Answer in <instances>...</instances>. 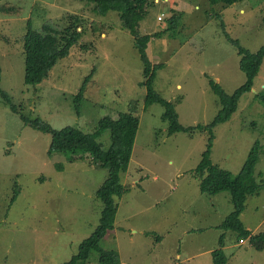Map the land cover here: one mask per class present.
Instances as JSON below:
<instances>
[{
  "label": "rangeland",
  "instance_id": "374dc122",
  "mask_svg": "<svg viewBox=\"0 0 264 264\" xmlns=\"http://www.w3.org/2000/svg\"><path fill=\"white\" fill-rule=\"evenodd\" d=\"M152 2L140 34L167 30L164 38L149 43L151 63L164 66L156 74L154 91L175 106L181 127H208L222 111L211 82L232 96L246 83L239 50L225 31L257 53L264 46V0ZM2 5L22 12L0 11V89L19 107L17 114L0 96V264L69 263L96 232L104 210L98 191L107 168L89 157L50 158L51 135L26 126L21 115L42 118L58 130L70 126L95 133L102 120L128 113L132 102L138 105L140 126L129 168L122 174L126 192L117 199L115 228L100 249L119 254L120 264H215L213 254L222 250L226 235L227 264H264V251L241 244L238 234L222 228L234 209L231 193H203L197 175L210 139L212 161L235 176L259 144L254 177L262 190L248 197L241 220L254 235L264 234V106L258 98L264 91V63L232 120L213 132L169 137L164 108L145 106L143 64L119 13L99 15L95 5L83 0H0ZM179 14L183 16L170 31V19ZM29 22L36 31L46 24L66 28L76 23L83 33L69 58L38 87L26 85ZM91 75L78 115L74 100ZM99 141L109 150L111 132ZM100 259L95 252L80 264H102Z\"/></svg>",
  "mask_w": 264,
  "mask_h": 264
},
{
  "label": "trees",
  "instance_id": "16d2710c",
  "mask_svg": "<svg viewBox=\"0 0 264 264\" xmlns=\"http://www.w3.org/2000/svg\"><path fill=\"white\" fill-rule=\"evenodd\" d=\"M83 1L95 5V12L99 15L107 16L111 12L121 15V23L133 36L134 46L143 64L145 82L141 84V87H145L147 90L145 106L150 107L158 104L164 108L165 113L162 119L169 124V137L179 133L192 134L200 130L213 132L217 125L233 119L234 115L239 111L240 100L246 94L252 92L254 81L258 77L264 63V46L257 53H250L249 50L241 45L239 40L234 39L225 31V37L239 50V55L242 59L240 68L246 75V83L232 96L227 94L221 85L211 82L213 91L220 99L222 105V111L219 116L208 127H181L175 112V106L163 100L153 88L156 74L164 66H154L148 55L149 43L153 39L164 38L167 30L147 35H141L139 32L140 23L145 19V16L149 12L148 8L153 7L154 2L152 0ZM241 1L243 0H211L213 4L223 3L225 5H233ZM0 11L15 15L22 12L20 8L12 5H2L0 6ZM180 16L183 15L179 14V16L176 15L170 19V31L175 28ZM221 26L223 29L225 28L224 24H221ZM29 27V32L24 39L27 57L26 85L38 87L51 79L53 69L60 61L69 58L71 49L82 40L83 33L79 31L80 26L76 23H72L66 28H57L46 24L42 31L33 30L31 22H29ZM92 76L94 75L85 80L81 90L75 97L74 102L78 115L87 86L91 78H94ZM1 79L2 69L0 65V83ZM0 96L10 105L15 113H19V107L13 102L9 94L2 92L0 89ZM258 98L264 106V91L258 95ZM137 107L136 102H132L129 105V112L120 114L117 120L111 117L102 120L99 129L95 133H84L82 130L70 126L58 130L54 129L42 118L32 119L24 114L21 115L26 126L51 135V144L48 151L50 158L55 155H62L71 161H76L81 157H89L88 159H91L92 163L108 170L106 182L98 191L99 198L104 204L101 223L96 232L79 246L78 254L67 264L85 263L95 252L101 254L100 261L102 264H120L119 254L115 252H103L100 249V245L115 228V220L119 208L117 199L122 198L126 192V188L122 183V174L126 173L129 168L140 126ZM108 131L111 132V146L109 150H105L99 140ZM213 147V139H210L209 148L205 152L204 159L197 169V175L202 180V192L209 195L230 192L234 209L222 228L226 232L238 234L240 242L248 241L254 249L262 252L264 251V234L254 235L249 232L241 220L248 197L259 196L262 190V185L254 177L261 153L260 145L256 144L254 146L241 171L236 176L212 161ZM59 169H61L60 166ZM16 199L17 195L13 201ZM149 236L151 235L149 234ZM221 247V251L213 254L215 264L228 263L226 253L224 252L226 248V235H223L221 238Z\"/></svg>",
  "mask_w": 264,
  "mask_h": 264
},
{
  "label": "crops",
  "instance_id": "0c3cea01",
  "mask_svg": "<svg viewBox=\"0 0 264 264\" xmlns=\"http://www.w3.org/2000/svg\"><path fill=\"white\" fill-rule=\"evenodd\" d=\"M249 230V229H248ZM249 232H251V230H249ZM252 233V232H251ZM254 234V233H253ZM246 242H248V241H246ZM245 244V243H244Z\"/></svg>",
  "mask_w": 264,
  "mask_h": 264
},
{
  "label": "built area",
  "instance_id": "2783aa9c",
  "mask_svg": "<svg viewBox=\"0 0 264 264\" xmlns=\"http://www.w3.org/2000/svg\"><path fill=\"white\" fill-rule=\"evenodd\" d=\"M240 243L243 244V241H241Z\"/></svg>",
  "mask_w": 264,
  "mask_h": 264
}]
</instances>
